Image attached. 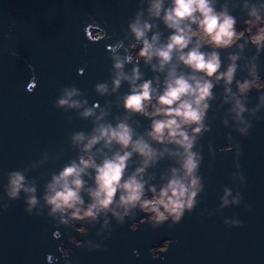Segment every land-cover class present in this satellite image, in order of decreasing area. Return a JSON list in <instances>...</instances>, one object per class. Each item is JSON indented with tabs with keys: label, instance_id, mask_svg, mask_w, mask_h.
<instances>
[{
	"label": "water",
	"instance_id": "1",
	"mask_svg": "<svg viewBox=\"0 0 264 264\" xmlns=\"http://www.w3.org/2000/svg\"><path fill=\"white\" fill-rule=\"evenodd\" d=\"M165 2L167 4L168 0ZM258 2L249 0L250 4ZM242 3L243 0H216V7L226 4L230 14L237 18V26L244 28L247 10H242ZM147 6L148 0L142 3L141 0H0V197H3L0 207L9 203L6 211L0 209V264H64L65 258L59 251L61 244L72 249L71 264H264V105L255 114L244 113L252 127L250 135L241 136L235 128L244 125L232 119L234 114L229 108L234 101L225 102L222 81L214 87L215 98L210 101L206 122L211 124V130L195 147L199 151L203 146L202 199L172 229L166 222L156 230L141 224L132 231L129 220L122 226L116 225L111 236L102 241L107 251H88L71 245L68 237L75 235L81 240L92 238L101 242L95 236V228L85 237L72 228L66 230L60 226L61 236L55 238L53 233L57 228L46 215L25 212L23 193L14 201H8L4 194L7 172L20 169L30 181L35 180L37 196L41 197L52 174L81 154L71 143V134L76 131L90 134L101 109L107 113L105 123L115 125L118 119L127 117L138 133H144L149 127L148 117L128 114L123 108L122 97L129 90L127 81H122L120 88L112 92V61L108 57V45L123 40L127 47L134 40L127 24L136 11ZM144 18H147L146 11ZM156 23L159 28L153 31H161L163 40L169 29L162 21ZM101 28L107 32V38L89 40ZM237 51L235 46L220 50L221 70L229 63V52ZM13 52L19 55H12ZM118 52L123 55L124 48ZM254 55L256 46L246 44L237 61L236 79H251L246 67L250 62L257 65L256 70L264 79V51L252 61ZM133 63L135 60L126 63L124 70L130 73ZM139 68L143 79L159 76V87L163 86L164 73L152 71L143 59ZM98 82L109 85L104 95L94 89ZM29 83H33L32 90L27 88ZM65 85H75L82 90L81 95L74 98L86 99L84 107L99 102L93 116L81 117L79 113L83 108L65 111L54 107L57 96L62 94L59 88ZM232 90L237 91L235 81ZM258 91L264 89L253 88L247 94L245 103L249 109L257 104ZM224 119L228 120L227 125L222 123ZM229 132L232 142L240 145L238 157L235 149L219 150L228 142L226 134ZM209 143L215 150L214 156L209 153ZM138 163L139 157L134 155L129 171ZM237 163L245 177L243 185L238 176L231 175L237 170ZM176 166V159L166 155L147 170L145 178L151 174L154 179L150 183L159 186L161 176L166 180L169 169ZM85 179L92 183L88 177ZM225 187L231 188L233 195L240 191L243 196L240 205L218 208ZM234 214L243 222L242 226L224 224V219H232ZM141 215L144 214L140 213L137 220ZM165 239L173 243L154 258L150 249Z\"/></svg>",
	"mask_w": 264,
	"mask_h": 264
},
{
	"label": "clouds",
	"instance_id": "2",
	"mask_svg": "<svg viewBox=\"0 0 264 264\" xmlns=\"http://www.w3.org/2000/svg\"><path fill=\"white\" fill-rule=\"evenodd\" d=\"M241 8L247 10L244 28H238V20L230 14L226 4L217 8L216 0H168L167 4L165 0H148L147 8L136 11L127 24L134 40L127 47H124L123 40L108 45V57L112 61V92L120 88L122 81H127L129 90L122 97L123 108L128 114L148 117L149 127L144 133H138L128 123L127 117L118 119L115 125L105 123L103 119L107 113L101 109L100 114L95 116V126L90 134L86 135L83 131L71 134V143L81 154L52 174L44 185L41 197L37 196L35 180L30 181L23 170L16 169L7 172L8 179L4 185L7 200H18L23 193L25 212L28 215H46L57 228L53 233L55 238L61 236L60 226L66 230L72 228L85 237L91 228H95V236L101 242L92 238L81 240L75 235L68 237L71 245L88 251H107V245L102 241L111 236L116 225L122 226L129 220L132 231H136L141 224L156 230L166 222L172 229L202 199L204 178L200 174V166L203 146L199 151L195 147L198 140L211 130V124L206 121L210 101L215 98L214 87L222 81L225 102L234 101L229 112L234 114L232 119L238 125H244L235 128L241 136L250 135L252 127V123L245 120L244 113L255 114L264 105V91H258L257 104L252 109L245 103L247 94L253 88L264 89V79L257 72L255 63L250 62L246 66L251 79H236L237 61L241 59L245 45L252 43L256 46L252 61L264 51V0L253 4L243 0ZM157 20L169 29L163 40L161 31H153L159 28ZM85 31L89 39L87 29ZM107 36L101 28L89 40L95 42ZM233 46L239 51L229 52V63L221 70L220 50ZM121 48H124L123 55L118 52ZM12 55L19 54L13 52ZM141 59L150 65L152 71L164 73L162 87H159V76L143 79L139 68ZM133 60L135 63L128 73L124 70L125 64ZM234 81L236 92L232 90ZM27 88L32 90L33 83H29ZM94 89L104 95L109 91V85L98 82ZM59 91L62 94L54 102L56 108L65 111L83 108L79 115L84 118L93 116L94 109L99 108V102L92 107H84L86 99H75L82 91L75 85L62 86ZM222 123L227 125L228 120L224 119ZM226 139L228 142L219 150L227 152L235 149L238 157L240 145L232 142L231 132L226 134ZM98 144L101 147H95ZM208 150L215 155L211 143ZM134 155L139 157V163L129 171ZM166 155L174 157L178 166L169 169L166 180L162 175V183L157 186L150 183L154 179L151 174L147 178L145 175ZM236 169L231 175L238 176L243 185L245 177L239 163ZM85 177L92 183L89 184ZM242 200L240 191L233 195L232 189L225 187L218 208L238 206ZM8 207L9 203H5L0 209L6 211ZM140 213L144 215L137 220ZM223 222L228 226H242L243 223L235 214L232 219L226 218ZM97 224L98 228L95 227ZM171 243L172 240L165 239L155 244L150 249L153 257H159ZM59 251L65 258L64 264H71L69 255L72 249L61 244ZM134 252L139 255L138 251Z\"/></svg>",
	"mask_w": 264,
	"mask_h": 264
},
{
	"label": "rangeland",
	"instance_id": "3",
	"mask_svg": "<svg viewBox=\"0 0 264 264\" xmlns=\"http://www.w3.org/2000/svg\"><path fill=\"white\" fill-rule=\"evenodd\" d=\"M239 28V27H238Z\"/></svg>",
	"mask_w": 264,
	"mask_h": 264
}]
</instances>
